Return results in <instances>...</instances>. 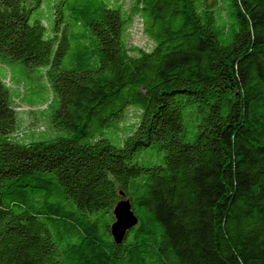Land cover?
Segmentation results:
<instances>
[{
    "label": "trees",
    "instance_id": "obj_1",
    "mask_svg": "<svg viewBox=\"0 0 264 264\" xmlns=\"http://www.w3.org/2000/svg\"><path fill=\"white\" fill-rule=\"evenodd\" d=\"M43 6L0 0V264H264V0H49L50 28ZM13 65L44 69L68 137L23 130Z\"/></svg>",
    "mask_w": 264,
    "mask_h": 264
},
{
    "label": "rangeland",
    "instance_id": "obj_2",
    "mask_svg": "<svg viewBox=\"0 0 264 264\" xmlns=\"http://www.w3.org/2000/svg\"><path fill=\"white\" fill-rule=\"evenodd\" d=\"M48 2L49 0H44L43 8L37 11L35 15H42L50 28L53 24V18L46 13ZM129 45L137 46L148 51L153 47L151 40L144 34L143 26L141 22L138 21V18H136V24L130 29ZM19 66L20 65H13L12 68L7 69L8 73L10 72L12 75V94L15 99H20V96L23 97L26 93L25 99L22 100L23 104L26 103L24 106H35L33 109L35 116L29 115L28 109L21 108V106L19 107V118H22L23 130H28L31 127L36 129L43 127L42 131H38L37 133L39 137L37 141L43 142H52L57 139L68 137L66 131L56 130L53 127L50 117L56 109V103L54 101L56 97L48 88V84L44 78V69L41 67H35L34 71H28L27 69H24L23 71ZM4 75V72L0 69V76L3 77ZM27 88H29V90L25 92ZM138 114H140L139 111L131 108L128 111L126 120L120 123V126L123 125L122 127H124L125 125L129 126L135 124ZM116 134L112 133V131H108L107 137L114 144L120 145V141H123V138L126 137L127 133L124 135L125 131H116ZM120 136L123 137L120 138Z\"/></svg>",
    "mask_w": 264,
    "mask_h": 264
},
{
    "label": "water",
    "instance_id": "obj_3",
    "mask_svg": "<svg viewBox=\"0 0 264 264\" xmlns=\"http://www.w3.org/2000/svg\"><path fill=\"white\" fill-rule=\"evenodd\" d=\"M115 222L112 225V236L116 244H121L129 230L138 223V217L132 210L130 200H122L114 210Z\"/></svg>",
    "mask_w": 264,
    "mask_h": 264
}]
</instances>
